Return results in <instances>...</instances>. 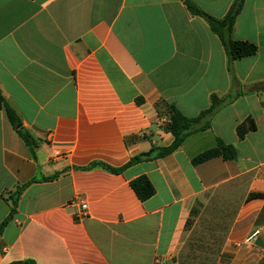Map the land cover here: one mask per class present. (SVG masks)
<instances>
[{"label": "crops", "instance_id": "crops-1", "mask_svg": "<svg viewBox=\"0 0 264 264\" xmlns=\"http://www.w3.org/2000/svg\"><path fill=\"white\" fill-rule=\"evenodd\" d=\"M185 1L0 0V97L36 143L0 110V227L28 185L0 264H264V0H245L233 38L258 53L236 61ZM191 1L218 19L235 2ZM212 96L206 129L156 157L175 140L159 104L196 118ZM219 140L238 157L193 163Z\"/></svg>", "mask_w": 264, "mask_h": 264}, {"label": "trees", "instance_id": "trees-1", "mask_svg": "<svg viewBox=\"0 0 264 264\" xmlns=\"http://www.w3.org/2000/svg\"><path fill=\"white\" fill-rule=\"evenodd\" d=\"M245 0H235L228 14L222 18L218 19L204 11L201 7H199L196 3L191 0H186L185 4L188 10L192 15L200 17L204 19L209 25L211 31L219 37L222 43L225 45L228 57L230 61H236L247 57H253L258 53V47L250 43L248 41H239L233 38V32L237 23V19L241 13V10L244 6ZM224 102L223 99H220L217 96H212L210 107L202 112L196 118H188L186 117L175 104L168 102H161L159 107H162L164 112L161 113V116H167L170 118V123L165 127L167 132H170L175 140L170 147L159 149L156 157H164L172 152H174L177 148H179L186 137H188L194 131H200L206 129L205 127L197 128V124L200 123L206 117L212 115L217 108ZM0 110H4L11 124L17 129L19 135L24 140V142L34 150L36 146L35 140L31 137V135L22 128L20 118L18 117L16 111L5 101L4 98L0 97ZM256 130V124L252 119L246 120L244 123L238 126L237 133L241 139H244L245 136L252 131ZM152 152H154V148L151 152L141 155L133 160H131L128 166H131L137 162H141L143 160H149L152 157ZM222 157L225 160H234L238 157L237 149L232 145H227L223 141H218V144L215 148L208 150L199 156L193 159V163L195 165H199L205 163L211 159ZM108 170L119 173L123 169H112L108 168ZM34 182V181H32ZM28 185H24L19 187L14 193L10 195L9 200L11 201V214L9 218L2 224L0 227V236L4 230L6 224L12 220L16 213V208L20 197ZM131 187L134 190L137 197L145 202L151 199L156 194V189L146 176H141L134 181L131 182ZM12 264H36L33 261H24V262H16Z\"/></svg>", "mask_w": 264, "mask_h": 264}, {"label": "built area", "instance_id": "built-area-1", "mask_svg": "<svg viewBox=\"0 0 264 264\" xmlns=\"http://www.w3.org/2000/svg\"><path fill=\"white\" fill-rule=\"evenodd\" d=\"M168 122H169V119H168V118H163V119H162V124H163V125H164L165 123H168ZM82 208H83V209H86L87 206H86V205H83Z\"/></svg>", "mask_w": 264, "mask_h": 264}]
</instances>
